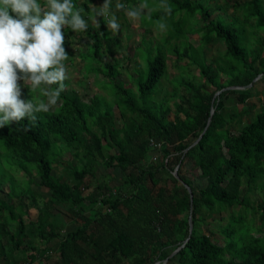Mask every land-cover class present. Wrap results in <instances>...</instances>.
I'll return each mask as SVG.
<instances>
[{
	"label": "trees",
	"instance_id": "16d2710c",
	"mask_svg": "<svg viewBox=\"0 0 264 264\" xmlns=\"http://www.w3.org/2000/svg\"><path fill=\"white\" fill-rule=\"evenodd\" d=\"M72 2L88 22L82 32L86 49L77 55L85 74H98L97 84L108 95L82 98L66 80L48 113L37 114L34 123L0 128V193L8 196H0V264H53V256L54 264H264V104L248 119L255 104L245 105L264 97V0L215 6L209 0H168L171 15L143 14L151 22L163 17L167 33L156 46L144 45L143 37L135 48L140 62L135 76L127 73L132 85L119 79L118 54L123 57L121 39L129 27L125 14L117 13L124 19L117 36L103 17L99 27L87 19L92 8L85 0ZM120 2L155 7L159 0ZM151 22L142 20L146 31ZM189 33L199 36L197 45ZM219 41L224 50L208 60L204 47ZM70 42L65 39L66 66L73 63ZM168 53L180 74L173 89L161 94ZM190 65L198 76L185 72ZM257 80L263 81L260 88ZM234 85L242 88H229ZM39 93L22 90L21 98L45 100ZM232 93L241 108L226 104ZM186 162L206 178L204 186L181 171ZM100 165L110 169L108 177L98 176ZM113 177L121 183L110 186ZM254 191L261 198L252 200ZM30 209L35 219L26 218ZM54 210L68 213L75 227L62 229ZM208 219L218 227L203 229ZM216 231L221 243L213 239Z\"/></svg>",
	"mask_w": 264,
	"mask_h": 264
},
{
	"label": "clouds",
	"instance_id": "9594fccd",
	"mask_svg": "<svg viewBox=\"0 0 264 264\" xmlns=\"http://www.w3.org/2000/svg\"><path fill=\"white\" fill-rule=\"evenodd\" d=\"M152 11L171 15L172 7L168 0H159L155 7L146 2L128 7L120 0H115L113 7V0H103L88 19L99 27V18L103 17L108 31L119 34L117 13L135 20ZM82 12L72 0H0V128L22 120L34 123L37 114L48 113L57 105L69 79L64 63L69 56L65 29L87 31L88 22ZM156 28L166 31L163 17L156 22ZM23 86L30 89V94L40 88L46 99H22Z\"/></svg>",
	"mask_w": 264,
	"mask_h": 264
},
{
	"label": "rangeland",
	"instance_id": "374dc122",
	"mask_svg": "<svg viewBox=\"0 0 264 264\" xmlns=\"http://www.w3.org/2000/svg\"><path fill=\"white\" fill-rule=\"evenodd\" d=\"M81 0H78V2H80ZM88 5L93 9L94 7H98L100 5H102L103 0H85ZM113 2L115 3V0H113ZM222 0H209V4L212 5H217V4H222ZM155 3H153L154 5ZM154 12V11H152ZM225 12L231 13V8L229 9H225ZM216 12H214L213 16L215 15ZM220 13V12H219ZM119 17V22L121 25L120 28V32L119 34H115L117 36L122 34V27L124 26V22H123V17H121L120 15H118ZM149 16H142V20H148V22H151V17L147 18ZM141 17H139L138 19L135 20H129V18L126 16V22L128 23L129 27L127 29H125V31L123 32V37L121 39V43L126 47L124 48L122 55L118 54V58L121 59V64L123 67H121V74L119 76V79H122L123 82L125 84L128 85H132V82L130 80V77L127 75L128 71L132 72V74L135 76V66L138 62H140V58L138 57V55L135 54L136 52V47L140 44L141 40L143 39V37L145 38V43L144 45H146L148 42L151 43L152 46H156L157 44H160L158 41L163 40L164 34L167 33L166 31L164 32H160L159 30L156 29V22L158 20H152L150 29L148 31H146L145 27L142 25V20L140 19ZM198 18V17H196ZM88 19V18H87ZM89 20V19H88ZM192 20V19H191ZM90 22H92L91 20H89ZM197 23L194 24V27L200 22L198 19L195 20ZM93 23V22H92ZM126 24V23H125ZM113 34V33H112ZM189 35V39L190 42L193 45H197L199 43V36L197 34H188ZM66 40L71 41L68 45L67 48L70 50V52H72V58H73V63L70 65L66 66V71L67 74L69 76V79L67 80L69 82V90H73L75 92H78L82 98L87 99L88 96H91V94H95V93H101L104 95H108V93L105 91V89L101 86L100 82L99 84H97L100 76L96 73H92L89 72L87 74H85L84 68L86 69V67L83 68V60L81 57H79L77 54L79 53V51H84L86 49V44L84 42L85 39V35L82 32H73L72 30L67 34V36H65ZM149 44V43H148ZM224 50V45L221 41L217 42V43H212L209 45H206L204 47V51L206 53V57L208 60H210L213 56H215L218 52L223 51ZM144 50H142L141 52H143ZM128 56V57H127ZM181 64L185 63V59H182ZM124 67L128 68V69H124ZM186 73H188L190 76L194 75V76H198L199 72L198 69L196 68V66L194 65H190V67H188V69L185 71ZM180 74V70L176 64V57L174 54L168 53L167 54V71L166 74L164 75V77L162 78V93L165 92H170L173 89V79L178 76ZM18 83H20L21 85H23V81H18ZM263 84L262 80H257L254 85L256 88H260ZM47 86H41V88H44ZM29 88L27 86H23L22 90H28ZM39 90H41L40 88L38 90H35L33 92V95L35 97L39 96ZM108 97V96H107ZM234 103L237 104V107L241 108L243 106V104H241L240 102L236 101V93H232L229 98L226 99V104L227 105H233ZM255 104V107L253 110L250 111V115L247 116V119L250 118L251 115H253L255 112H257L260 108L261 105L264 104V97L259 94L258 96H254L249 98L245 105H249V104ZM114 111H115V121L117 125H120L121 121L119 118V112L117 110L116 107H114ZM172 118L173 117V113L172 115H170ZM159 150V149H158ZM111 153L116 152V149H111L110 150ZM67 155L69 156V154L67 153ZM190 163L186 162L185 165H183L182 167V172L187 175L188 177L193 179V184H195L196 186H204L206 183V178L203 177H199L198 175V171L196 173L195 169H191L190 168ZM58 168L56 170H61L62 165L57 166ZM110 169L105 168L104 166L100 165L99 169L97 170V174L98 176L100 175H104L105 177H108ZM113 171V170H112ZM116 173V175L119 173L118 171L114 172V174ZM18 176L24 177V172L19 171ZM100 180V178H99ZM171 180L167 178V182H170ZM121 183V180L118 177H113L112 181L109 182L110 186H113L114 184H119ZM34 187V189L40 191L41 193L45 192L46 188L45 187H38L35 184L32 185ZM0 196L8 199V196L3 195L0 193ZM260 194L256 191H254L251 195V199L255 200V199H259ZM24 202H26L27 206L30 207L31 206V201L30 199H25ZM55 212V210H54ZM61 212V213H60ZM56 214L61 215L62 221L61 220H57V224H59L60 226H62V229H69V228H74L75 225L72 224L71 221V217L68 215V213H66L65 211H56ZM216 219L220 218V214L215 213L213 215ZM226 216V215H225ZM36 217V211L34 209H30V213L29 215H27V219H35ZM224 221H222L221 223H224ZM219 223L213 222L211 221V219H208L207 223H204L202 225V228H214L216 229L218 227ZM213 239L218 242L221 243L222 238L221 235L219 234L218 231H216V233L213 235ZM51 263H56L57 259L55 256L50 257L49 260Z\"/></svg>",
	"mask_w": 264,
	"mask_h": 264
},
{
	"label": "water",
	"instance_id": "95a60500",
	"mask_svg": "<svg viewBox=\"0 0 264 264\" xmlns=\"http://www.w3.org/2000/svg\"><path fill=\"white\" fill-rule=\"evenodd\" d=\"M229 88H242V86L234 85V86H230ZM212 112H213V110L211 111V113H212ZM196 141H197V140H196ZM196 141H194L191 145L195 144ZM191 145H190V146H191ZM188 148H189V146H188ZM174 173H175V176H176L179 180H181L180 177L178 176V174L176 173V171H174ZM184 186L188 189V191H189V193H190V200H192V197H193V196H192V191H191L190 186L187 185V184H185V183H184ZM188 223H189V232H191V230H192V219H191V216H189ZM185 241H186V240H185ZM155 264H158V262H156Z\"/></svg>",
	"mask_w": 264,
	"mask_h": 264
},
{
	"label": "built area",
	"instance_id": "2783aa9c",
	"mask_svg": "<svg viewBox=\"0 0 264 264\" xmlns=\"http://www.w3.org/2000/svg\"><path fill=\"white\" fill-rule=\"evenodd\" d=\"M151 143L154 145L155 148H158L159 149L161 147V145H160L159 142L152 141Z\"/></svg>",
	"mask_w": 264,
	"mask_h": 264
}]
</instances>
